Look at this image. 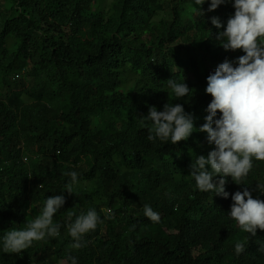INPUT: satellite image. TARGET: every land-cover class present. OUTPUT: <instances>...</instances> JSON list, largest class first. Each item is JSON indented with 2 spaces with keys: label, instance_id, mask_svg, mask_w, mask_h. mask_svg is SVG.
I'll return each mask as SVG.
<instances>
[{
  "label": "trees",
  "instance_id": "obj_1",
  "mask_svg": "<svg viewBox=\"0 0 264 264\" xmlns=\"http://www.w3.org/2000/svg\"><path fill=\"white\" fill-rule=\"evenodd\" d=\"M208 7L201 17L191 0L0 6V235L23 227L45 198L60 195L70 171L81 182L75 194L63 193L54 221L89 207L103 219L84 248L71 249L62 228L21 254L0 251V264H68V255L78 264H264L257 252L264 230L250 237L227 216L231 196L201 192L188 176L192 159L214 147L206 134L194 129L186 141L153 142L139 119L148 106L163 110L169 100L193 114L196 128L204 123L212 99L206 77L244 54L215 40L211 17L226 21L231 2ZM170 78H184L191 94L168 96ZM257 182L264 183V161L253 159L241 185L229 177L225 189L251 191ZM144 204L159 222L143 215ZM237 242L245 244L240 255Z\"/></svg>",
  "mask_w": 264,
  "mask_h": 264
},
{
  "label": "clouds",
  "instance_id": "obj_2",
  "mask_svg": "<svg viewBox=\"0 0 264 264\" xmlns=\"http://www.w3.org/2000/svg\"><path fill=\"white\" fill-rule=\"evenodd\" d=\"M229 2L234 13L226 21L211 17V24L218 30L215 40L225 51L242 50L244 54L225 59L206 77L204 91L212 99L205 108L204 123L196 128L193 114L186 112L182 103L169 100L163 110L148 106L147 115L139 119L148 128L147 139L153 142L186 141L194 129L206 134L207 143L214 147L206 156L196 155L192 159L188 176L201 192H213L225 199L231 196L227 216L243 232L256 237L258 229L264 230V200L260 198L264 195V183L257 182L251 191L244 187L243 191L231 194L225 186L229 177L241 185L253 168V159L264 161V0H191L201 17L205 15L203 5L206 3L207 12H212ZM166 88L168 96L178 99L191 94L184 78L166 80ZM67 175L70 180L60 195L45 198L39 212L23 227H12L0 235V251L21 254L34 242L60 236L62 228H66L71 237V249L87 246L85 236L103 223L96 207L79 214L68 212L64 223L54 221V215L66 203L63 193L75 194V186L81 182L76 171ZM253 192L259 195L254 198ZM31 210H28L29 215ZM102 211L106 218H112L108 207ZM143 215L153 223L160 221V214L149 204L143 205ZM257 246V252L264 254V240L257 241ZM234 250L240 255L245 251V244L237 242ZM66 260L68 264H78L75 256L68 255Z\"/></svg>",
  "mask_w": 264,
  "mask_h": 264
},
{
  "label": "rangeland",
  "instance_id": "obj_3",
  "mask_svg": "<svg viewBox=\"0 0 264 264\" xmlns=\"http://www.w3.org/2000/svg\"><path fill=\"white\" fill-rule=\"evenodd\" d=\"M11 0H0L1 8H6L10 4Z\"/></svg>",
  "mask_w": 264,
  "mask_h": 264
}]
</instances>
